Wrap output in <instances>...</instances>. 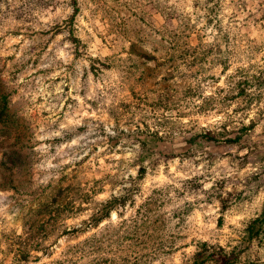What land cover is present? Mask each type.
<instances>
[{"label":"rangeland","instance_id":"rangeland-1","mask_svg":"<svg viewBox=\"0 0 264 264\" xmlns=\"http://www.w3.org/2000/svg\"><path fill=\"white\" fill-rule=\"evenodd\" d=\"M263 211L264 0H0V264H264Z\"/></svg>","mask_w":264,"mask_h":264},{"label":"trees","instance_id":"trees-1","mask_svg":"<svg viewBox=\"0 0 264 264\" xmlns=\"http://www.w3.org/2000/svg\"><path fill=\"white\" fill-rule=\"evenodd\" d=\"M262 215L264 216V211H263ZM255 220H257V219H255ZM193 264H196V263H193ZM224 264H225V263H224Z\"/></svg>","mask_w":264,"mask_h":264}]
</instances>
